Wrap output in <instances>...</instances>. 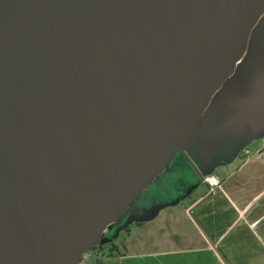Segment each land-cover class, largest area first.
Wrapping results in <instances>:
<instances>
[{"label": "water", "instance_id": "obj_1", "mask_svg": "<svg viewBox=\"0 0 264 264\" xmlns=\"http://www.w3.org/2000/svg\"><path fill=\"white\" fill-rule=\"evenodd\" d=\"M248 1L0 0V264L70 260L148 187Z\"/></svg>", "mask_w": 264, "mask_h": 264}, {"label": "crops", "instance_id": "obj_2", "mask_svg": "<svg viewBox=\"0 0 264 264\" xmlns=\"http://www.w3.org/2000/svg\"><path fill=\"white\" fill-rule=\"evenodd\" d=\"M228 103L220 105L235 113L224 132L213 130L216 116L199 129L200 118L184 148L130 201L138 230L119 264H264V99ZM207 178L221 185L210 189ZM157 182L160 192L142 200Z\"/></svg>", "mask_w": 264, "mask_h": 264}, {"label": "rangeland", "instance_id": "obj_3", "mask_svg": "<svg viewBox=\"0 0 264 264\" xmlns=\"http://www.w3.org/2000/svg\"><path fill=\"white\" fill-rule=\"evenodd\" d=\"M244 15L245 7L240 6L238 17L233 24L234 27L243 20ZM202 90L203 96H198V100L201 101L199 105L201 123L198 128L201 129L210 116H216L218 119L213 130L217 132H224L226 118L235 113L233 107L222 108L221 102L231 104L230 102L239 103L245 99L257 100L261 97L264 99V13L252 29L246 52L236 65L233 74L222 83L219 89L206 94L205 97L204 86ZM217 132L215 133L218 135ZM172 142V140L168 141V144ZM159 185L160 182L152 185L142 200L152 194L159 193ZM131 212L132 210L125 209L116 217L114 215L106 218L104 222H102L103 220L98 221L90 233L80 240L82 252L73 249L70 260L64 262L56 257L48 264H119L121 254L132 252L129 248L130 236L135 235L138 230L133 217H131ZM113 246H116V250L112 252ZM84 254L86 258H84Z\"/></svg>", "mask_w": 264, "mask_h": 264}, {"label": "bare ground", "instance_id": "obj_4", "mask_svg": "<svg viewBox=\"0 0 264 264\" xmlns=\"http://www.w3.org/2000/svg\"><path fill=\"white\" fill-rule=\"evenodd\" d=\"M264 13V0H249L243 20L240 21L231 33L226 37V40L220 43V50L216 60V69L208 78L209 83L215 89H219L222 82L230 77L237 63L241 60L243 54L246 52L249 37L255 24ZM199 113H194L188 121L191 123L197 121ZM175 136L181 142H186L188 133L186 128L178 129ZM147 182L144 180L140 186H145ZM128 194L123 196L124 204L128 201Z\"/></svg>", "mask_w": 264, "mask_h": 264}, {"label": "built area", "instance_id": "obj_5", "mask_svg": "<svg viewBox=\"0 0 264 264\" xmlns=\"http://www.w3.org/2000/svg\"><path fill=\"white\" fill-rule=\"evenodd\" d=\"M206 183L210 187V189H215L221 185V180L217 178H207Z\"/></svg>", "mask_w": 264, "mask_h": 264}, {"label": "flooded vegetation", "instance_id": "obj_6", "mask_svg": "<svg viewBox=\"0 0 264 264\" xmlns=\"http://www.w3.org/2000/svg\"><path fill=\"white\" fill-rule=\"evenodd\" d=\"M254 28V27H253ZM249 42V41H248ZM238 64V63H237ZM86 254V253H85ZM84 254V258H86V255Z\"/></svg>", "mask_w": 264, "mask_h": 264}, {"label": "trees", "instance_id": "obj_7", "mask_svg": "<svg viewBox=\"0 0 264 264\" xmlns=\"http://www.w3.org/2000/svg\"><path fill=\"white\" fill-rule=\"evenodd\" d=\"M114 249H112V251H113Z\"/></svg>", "mask_w": 264, "mask_h": 264}]
</instances>
